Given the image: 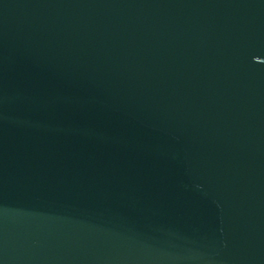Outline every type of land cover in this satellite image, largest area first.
<instances>
[{"label": "water", "instance_id": "95a60500", "mask_svg": "<svg viewBox=\"0 0 264 264\" xmlns=\"http://www.w3.org/2000/svg\"><path fill=\"white\" fill-rule=\"evenodd\" d=\"M100 264H264V0H173Z\"/></svg>", "mask_w": 264, "mask_h": 264}]
</instances>
